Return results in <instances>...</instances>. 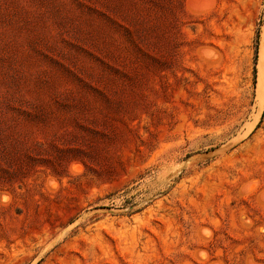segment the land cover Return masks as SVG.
<instances>
[{
	"label": "rangeland",
	"instance_id": "1",
	"mask_svg": "<svg viewBox=\"0 0 264 264\" xmlns=\"http://www.w3.org/2000/svg\"><path fill=\"white\" fill-rule=\"evenodd\" d=\"M261 60L264 0H0V264H264Z\"/></svg>",
	"mask_w": 264,
	"mask_h": 264
},
{
	"label": "bare ground",
	"instance_id": "2",
	"mask_svg": "<svg viewBox=\"0 0 264 264\" xmlns=\"http://www.w3.org/2000/svg\"><path fill=\"white\" fill-rule=\"evenodd\" d=\"M257 85H258L259 91L261 88L264 87V64L262 60L258 64Z\"/></svg>",
	"mask_w": 264,
	"mask_h": 264
},
{
	"label": "trees",
	"instance_id": "3",
	"mask_svg": "<svg viewBox=\"0 0 264 264\" xmlns=\"http://www.w3.org/2000/svg\"><path fill=\"white\" fill-rule=\"evenodd\" d=\"M256 50H257V47L255 48V54L257 53ZM255 60H256V56H255ZM253 76H254V80H255L256 79V70L255 69L253 70Z\"/></svg>",
	"mask_w": 264,
	"mask_h": 264
}]
</instances>
